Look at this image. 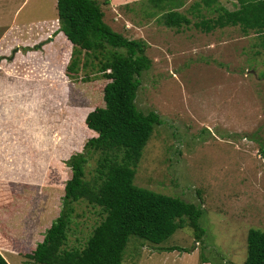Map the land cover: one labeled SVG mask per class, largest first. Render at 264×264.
Listing matches in <instances>:
<instances>
[{
	"label": "rangeland",
	"instance_id": "obj_1",
	"mask_svg": "<svg viewBox=\"0 0 264 264\" xmlns=\"http://www.w3.org/2000/svg\"><path fill=\"white\" fill-rule=\"evenodd\" d=\"M99 1L115 30L148 43L153 63L141 76L137 104L157 111L163 124L155 126L144 149L135 184L200 204L206 229L199 242L187 225L159 246L132 236L123 264H243L249 230L264 229V48L257 33L240 26L210 32L196 26L216 18L218 6L236 10L238 0H218L211 8L186 0L179 11L192 23L179 30L160 23L164 11L148 0ZM196 2L200 8H191ZM59 28L57 0H0V120L14 122L0 140V172L6 178L0 223L7 225L0 236L9 246L14 238L25 246L43 241L72 177L66 161L96 135L83 125L85 115L105 105L110 80L98 71V60L74 77L66 74L72 44ZM23 142V154L40 150L34 171L39 174L27 168L25 177L12 180L6 169L18 152L11 148ZM100 156L89 154L86 179L95 175ZM75 207L68 244L83 247L105 213L86 200ZM169 245L196 249H159ZM0 250L10 264H39Z\"/></svg>",
	"mask_w": 264,
	"mask_h": 264
},
{
	"label": "trees",
	"instance_id": "obj_2",
	"mask_svg": "<svg viewBox=\"0 0 264 264\" xmlns=\"http://www.w3.org/2000/svg\"><path fill=\"white\" fill-rule=\"evenodd\" d=\"M148 1L153 8L164 11L159 22L167 27L179 30L192 23L187 14L179 11L186 0ZM202 1L211 8L218 0ZM108 3L109 0H105L103 4ZM238 3L236 10L216 7L219 12L216 18H204L196 22V26L207 32L218 27L240 26L246 33L255 31L260 39L259 44L264 48V0H238ZM200 5L201 2H196L191 8L199 9ZM57 11L60 32L72 44L66 74L74 77L91 59L98 60V71L110 80L103 91L105 105L85 115L83 125L96 135L87 141L83 152L74 154L66 161L72 170V177L64 187L61 212L47 229L43 241L37 246H25V243L14 238L10 245L13 247H10L0 236V249L22 253L39 264H123L124 253L132 236L159 246L177 230L189 225L194 228L196 241H202L206 229L201 223L204 209L200 204L138 186L134 181L136 168L155 126L163 124L157 111L145 112L137 104L141 76L153 65L146 53L148 43L128 38L115 30L106 21L99 0H57ZM0 109L3 112L2 105ZM7 118L0 120V140L7 138L6 131L13 128L9 126L14 122ZM24 145L23 142L21 148H11L18 152L14 157L15 162L6 169L12 180L13 177L20 180L25 177L27 168H30L33 176L39 174L34 171L39 169L36 159L41 154L40 150L34 152L26 149L23 154ZM93 151H99L101 156L95 175L92 179H86V164ZM21 161L23 163L20 164ZM5 179L0 172V186H6L3 182ZM84 200L100 206L105 217L83 247H69V230L75 205ZM0 225V229L7 227L6 223ZM3 233L5 235L6 230ZM159 249L192 252L196 247L169 245L160 246ZM201 257L203 262H208L203 253ZM0 264H10L1 250ZM243 264H264V229L249 230L247 257Z\"/></svg>",
	"mask_w": 264,
	"mask_h": 264
},
{
	"label": "crops",
	"instance_id": "obj_3",
	"mask_svg": "<svg viewBox=\"0 0 264 264\" xmlns=\"http://www.w3.org/2000/svg\"><path fill=\"white\" fill-rule=\"evenodd\" d=\"M24 150H25V149H24ZM44 179H45V178L42 177L41 181H43ZM45 180H46V179H45ZM48 180H49V179H48ZM46 182H47V181H46ZM42 183H44V182H42Z\"/></svg>",
	"mask_w": 264,
	"mask_h": 264
}]
</instances>
